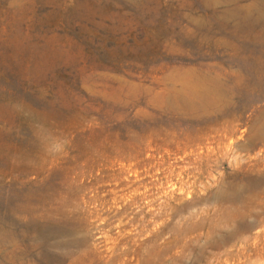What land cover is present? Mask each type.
Masks as SVG:
<instances>
[{
  "label": "rangeland",
  "instance_id": "rangeland-1",
  "mask_svg": "<svg viewBox=\"0 0 264 264\" xmlns=\"http://www.w3.org/2000/svg\"><path fill=\"white\" fill-rule=\"evenodd\" d=\"M262 119L264 0H0V264H264Z\"/></svg>",
  "mask_w": 264,
  "mask_h": 264
},
{
  "label": "bare ground",
  "instance_id": "bare-ground-1",
  "mask_svg": "<svg viewBox=\"0 0 264 264\" xmlns=\"http://www.w3.org/2000/svg\"><path fill=\"white\" fill-rule=\"evenodd\" d=\"M258 126H259V128L264 129V119H262L259 122ZM263 183H264V176H261L259 178L253 179L251 184L253 185V188H260V186L263 185ZM240 193L241 192L236 188L233 190L228 189V191L226 192L227 198H232V199H236L240 195Z\"/></svg>",
  "mask_w": 264,
  "mask_h": 264
}]
</instances>
